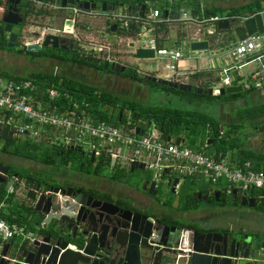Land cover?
Here are the masks:
<instances>
[{"label":"water","instance_id":"95a60500","mask_svg":"<svg viewBox=\"0 0 264 264\" xmlns=\"http://www.w3.org/2000/svg\"><path fill=\"white\" fill-rule=\"evenodd\" d=\"M19 0H7L10 3L2 16V21L6 23L5 31L11 30V25L22 21V16L13 3ZM41 1V0H39ZM12 4V5H11ZM87 6V5H85ZM130 9V8H129ZM102 10H106V5L102 3ZM139 16L144 15L145 4L136 2L134 5ZM216 17V14H212ZM218 29H231L234 31L239 40L245 39L247 35L264 31V15L257 12L253 15L246 14L238 18L229 20L228 18L216 19ZM111 32H116V21L111 23ZM55 36L47 35L46 40ZM15 35L12 33L8 39V47L13 46ZM46 43V42H45ZM134 46V43H130ZM37 49V45H28L24 49ZM189 48L192 51H200L208 49L207 40H193L189 42ZM137 59H154L155 52L153 48L140 44L134 50ZM108 61L105 63V68ZM124 65L118 62H112L111 70L114 72H123ZM143 78L156 82L161 85H167L183 92L194 91L198 94L206 92L213 94L212 89L204 90L201 87H192L191 84L156 76L150 73H144ZM234 80L237 75L233 74ZM240 86H227L220 90L221 94L235 93L240 91ZM156 128V123L148 125L146 129L150 132ZM2 138L6 139L11 136L10 124L5 123L2 126ZM141 129L136 128V133ZM181 138H177L179 143ZM74 148V147H72ZM82 151L80 147L75 148ZM94 151L90 152L91 161L94 160ZM111 165L114 166V158L111 159ZM136 169H144V164L133 162L129 166L130 172ZM8 167L0 162V184L7 185L9 181ZM16 180H21L15 177ZM179 182V178H174L173 185ZM155 180L144 178L141 181L143 191L147 189L148 194L156 193ZM20 187L22 200L16 196V202L24 210L35 212L42 216L44 224L42 231L38 230L39 237L34 241L26 244L24 252L21 255L20 264H137L140 252L143 256L150 260L159 257L160 260L174 251L177 253L176 261H184L185 264H257L259 258L254 257L256 239L244 237H228L226 233H200L187 232L174 234L160 231L151 222L145 220V215L140 212L124 210L126 216H120L116 213H109L111 221H107L106 217L95 219L93 209L100 206L104 213H108L103 209V205H112L106 201L94 198L92 195L83 193L81 189L74 190L73 187L60 188L57 186L42 185L36 180H21L17 184V190ZM237 191L233 190V195ZM18 194V193H17ZM238 194V193H237ZM238 201L243 206L254 207L255 198L245 193L237 196ZM101 216V213H99ZM97 222V229L95 226ZM108 223L109 225H106ZM166 230V229H165ZM188 236V237H185ZM187 240H184L185 238ZM174 247L177 250H171ZM7 246L0 247V264H8L5 259L8 253ZM264 239L261 240L258 254H264Z\"/></svg>","mask_w":264,"mask_h":264},{"label":"built area","instance_id":"2783aa9c","mask_svg":"<svg viewBox=\"0 0 264 264\" xmlns=\"http://www.w3.org/2000/svg\"><path fill=\"white\" fill-rule=\"evenodd\" d=\"M153 1L146 0L147 9L145 6L142 17L137 11L113 16L123 18V25L126 27L130 20L140 22L141 30L137 33L139 37L137 39L143 46L154 49L155 58L163 62L168 78L175 77L181 73L178 71V62L184 53L176 47L159 46L153 34H147V25L152 30V24L167 20L161 18L160 9L152 7ZM176 19L200 25L206 21L213 22L217 18L199 19L182 10ZM205 33L213 35L214 30L207 29ZM211 55L224 60L220 61L218 84L212 90L214 94H219L221 89L231 86L234 81L233 74H237L249 62H255L257 67L248 75L247 86L248 88L251 84L258 86L264 78V31L247 35L245 39L231 43L226 50H213ZM33 89L30 80L0 78V109L11 113L3 124H10L14 137L37 139L40 136L39 127L53 128L62 132L65 144L81 149L84 146L88 147L89 152L94 151L95 157L103 154L110 160L114 158V164L118 168L140 162L144 164V168L157 173L159 177L163 174L199 175L211 183H218L224 179L227 182L228 193L234 189L239 195L249 193L250 189L264 190V169H254L249 161L235 163L226 159L216 160L201 150L186 146L181 141L177 143L171 136L164 137L157 128L151 129L150 132L141 130L136 133L137 127L131 126L129 119L119 125L96 120L87 109L89 104L85 101H73L69 108L50 109L43 105L41 99L35 98ZM45 93L49 100H53L58 98L61 92L59 87L49 86ZM36 238L37 234L24 225L8 222L0 216L1 244L10 239L30 243ZM257 264H264V254L257 260Z\"/></svg>","mask_w":264,"mask_h":264},{"label":"flooded vegetation","instance_id":"af4514ba","mask_svg":"<svg viewBox=\"0 0 264 264\" xmlns=\"http://www.w3.org/2000/svg\"><path fill=\"white\" fill-rule=\"evenodd\" d=\"M103 2L106 5V9H110V11L118 7H124V5L114 6L111 4H107L105 1H101L100 5H98V2L94 0H19L16 4L13 3V5H11L17 8L19 14L22 16V21L16 24H12L11 30L9 32L5 31L6 23L2 21V16L6 10V7L10 5V3L7 2L6 5L2 7L3 12L0 16V41L5 44V47L0 45V51L5 52L4 50L7 49L8 52H6V54H8V56L6 57V55L3 56L1 54L0 61H3L8 57L10 58L7 60L8 62L5 61L3 63L5 64L7 62L9 63V66H2V64L1 68H3L4 71H9L19 76H24L28 73L41 71L46 73H55L59 75L60 78H65L67 81L85 83L91 86H98L101 89H104L105 87L110 89L108 85L114 87V84L109 79V76L112 74H116L118 76L125 75L124 72L127 68V65L121 64L125 66L123 72H114L113 70H111V64L112 62L117 61L108 58L101 59L99 56H96L92 51L85 52L83 42H80L81 33H85L87 35L94 33L96 35L97 31L99 33L103 31L105 34L113 33L115 35H118V30H120V28L124 26L123 18H116L113 16V14H110L106 16V18H104V24L101 26V28L99 30L96 29L95 24H93L91 20L97 15L98 11L96 12V10H102ZM37 4H39V6H37ZM126 9L128 12L129 8L126 7ZM127 12H125L123 9V12L121 10L119 14H131L130 12ZM41 15L46 21L45 23L53 25V28H51L53 31L51 30L50 32H43L42 37L39 36L40 32L35 30V28H39L40 25H35L32 23L33 21H35V18ZM80 16L84 17V19L86 20L85 23L83 22L82 18H80ZM51 18L53 19V21L49 22ZM68 20H70L71 22H67ZM113 20L116 21V32H111L110 25ZM43 26L44 24L41 25V27ZM12 33L15 35V41L13 43V46L8 47V39L10 37V34ZM47 35L55 36V39L49 37L46 40ZM26 36H31L32 40L24 41L23 38ZM28 45H37V49H24V47ZM130 54L134 55V52H131ZM81 59L85 60L87 63H82ZM107 61L108 66L107 68H105V63ZM100 65L101 67L99 69L98 66ZM135 74H137L136 71H134L133 74L131 72V74H129V77L132 78V76H134ZM110 92H112V89L110 90ZM4 121L5 120H3V122ZM2 126L3 123L0 120V144L2 145L3 150V146L7 139H2ZM16 138L17 137L14 136H12L11 138L10 136L8 139L13 140L15 142L14 139ZM44 143L47 145L46 142ZM35 161L40 162L38 160ZM43 164L54 168L53 175L51 176L52 178L59 175V173L62 172L61 168H64V166L60 163H56L53 165L47 163ZM4 165L6 166V164ZM7 167L9 169L8 177H11L12 173H10L9 165H7ZM29 169L31 171V173L29 174L36 175V181L42 183L43 181L41 178V171H34L30 167ZM167 175L168 177L165 179V186L166 188L168 187V189L166 190V194L164 192V194L167 196L163 198L167 197L169 198V200L157 199V196L160 193V187L162 186L159 185L156 180V193L154 195H151L154 197L152 198L153 200L140 198L137 199L133 197V195H131L130 193H126L128 200H121L120 198L114 200L112 199V196H110L109 193L104 192V189H102V187H100L101 190L97 189V191L100 193H96L94 191L92 194L86 192L85 188H83L84 190H82L81 187L79 188L73 185L57 187H73L74 190L81 189L83 193L90 194L96 199L112 203V205L101 206L103 209H106L108 211L107 214L103 212L105 210L100 209L99 205L95 206L93 211H95V213H98L95 215V219H101L106 217L107 221L110 222L111 219L109 213H116L120 216H126L127 214L124 212V210H131L133 212L137 211L145 215V220H149V222H151V219L149 218L151 217L153 219L154 226L158 228L160 234L164 233L165 231L173 232L174 234H178L180 232L189 233L195 231L200 233H226L230 238H254L256 239V244L260 245L261 239H258L256 236L250 235L249 233L237 235L228 231H222V229L219 230L220 227L216 225L207 226L206 228L203 226L204 222L207 223L206 218L209 219L213 214V212H210V208H214L213 206H211V204L225 205L227 200H233L234 202V199H236L239 194L235 193V195H233L232 191L228 196V199L226 195L223 194L222 189H219L216 185L193 184L187 189V184L181 185L176 183L175 185H173L174 176L170 174ZM149 177L150 180H154L153 177L150 175L146 176L145 178ZM43 180L46 181L45 178ZM46 184L50 186H56L54 183L51 184V182H46ZM148 189L149 188L147 186V189L145 190L146 194H148ZM246 194L248 195V197L251 196L249 193ZM104 195H107V199ZM171 195H174L172 199ZM183 196H185V199H183ZM174 199H176V203L178 205H180L181 203L184 204L186 200H189L192 204V207L194 208L190 210L176 211L175 208H173V203L175 201ZM154 200H156L157 204ZM237 200L238 199H236V202ZM202 201L205 202V205L207 207L204 210H200L198 208V203ZM152 205L155 206L153 207V210L155 211L149 210L151 209L150 206ZM161 205H164L166 207H161ZM158 206L161 207L163 211ZM99 213H101V216H99ZM192 213H194L193 216L196 215L194 219H190L189 217ZM28 219L30 220V222L33 223V225H35V227L37 226V229L40 230V232L42 231L41 225L44 224V219L42 216L37 215L35 212H32V210L29 209ZM106 225L109 224L106 223ZM92 227L94 228L93 230H96L98 227L97 222L95 223V226L92 225ZM36 234L39 237V234ZM184 240L187 239L185 238ZM10 241V247L5 259L8 260V264H20L22 260L21 255L24 252V248H26L27 242H21L19 240L17 244H14V239H10ZM170 249L177 250V248L174 247H171ZM138 256L139 257L137 260V264H185L184 261H176L177 253L174 251L169 252V254L163 257L161 260L159 257H157L155 260L154 258L147 260L143 256L142 252H140Z\"/></svg>","mask_w":264,"mask_h":264},{"label":"crops","instance_id":"0c3cea01","mask_svg":"<svg viewBox=\"0 0 264 264\" xmlns=\"http://www.w3.org/2000/svg\"><path fill=\"white\" fill-rule=\"evenodd\" d=\"M142 1L146 2V0H142ZM257 1H259V4H257ZM157 2L159 3V5H157ZM140 3H142V2H140ZM178 3L183 4L184 8L182 10H184V11L186 10L191 16L197 17L199 19H201V18L208 19L210 17L213 18L212 14H216L217 19L228 18L229 20H232V19L238 18L240 16H245L246 14L253 15L257 12L264 15V0H154L153 7L155 6L154 8H158V9L162 8V9H160L161 10L160 12L162 14L161 18H164L167 20L163 21L164 27H157L156 28V33H155V31L153 32V30H151L149 28V25H147L146 29L149 30V31L147 30V34H149V35L153 34V36L155 37L156 42L159 46L176 47V48L181 49L184 53V56L178 62V71H180L181 73L183 71H185V72H183L182 74L181 73L177 74L175 77H171V78H173V80H176V81L189 83L192 85V87H201L204 90L211 88L213 90L215 88V86L218 84V80H219V75H218L219 70L218 69L220 68V65H221L220 61H224V60H221V58L219 56H212L211 52L213 50H226V48L231 43L236 42L239 39L236 36V34L234 33V31L231 29H223V30L218 29L217 24H216V20L213 22L206 21L200 25H197V24L192 23V22H184V21H180V20L176 19V18H178V14L181 13L179 11L177 13L174 10V8L176 6L178 7ZM126 7L130 8L128 11L130 13L136 11V10H134V8H132V6L130 7V6H128V4H125L123 7L125 12H127ZM229 14H231V15H229ZM192 24H195L196 27H193ZM207 29L214 30V34L213 35H207L205 33V30H207ZM120 36H122V35H120ZM127 37H132V38L135 37L136 38V36H127ZM197 39L208 41V49H207L208 51H206V50H200V51L190 50L189 42H191L193 40H197ZM132 42H134L133 47L137 48L138 46H140V44L135 45V41H132ZM130 43H129V45H130ZM185 43H188V49L187 50H184L182 48V45H184ZM223 47H225V48L223 49ZM133 50H134V48H133ZM133 50H132V52H134ZM0 52H2V51H0ZM150 60H152V59H149V60L138 59L139 62H144V63H148V62H150ZM132 61H134V59L131 58V62ZM135 61H137V58ZM250 64H254V67L251 70H249V72H251L252 70H254L257 67V64L255 62H249L245 66H248ZM245 66H243V67H245ZM0 68H1V66H0ZM241 69L239 70V72L237 74L234 73L237 75V79L234 80L233 83L231 84V85H235V86H240L241 90L235 92V93H238V95L232 97L233 99H231L225 95L217 97L221 101L217 115L214 116V115H211L207 112L200 111L197 109L192 110L195 112L207 113L210 116L216 118L219 122L220 134H225L227 132H229V133L231 132L230 137L232 138L233 141L232 142L230 141V145H232V146L227 145L225 152L222 153L221 151L216 150L215 144H213L209 140H207V142L204 145L207 144V146L214 151L211 155H208L207 153L204 152V150H202L203 148H200V145H199V141L201 140L200 135H198L196 137V141L194 142L193 145L187 144V142L184 143L186 138H188V136L186 134L187 131H183L179 136H172V137L175 140L177 138H181L180 141L183 142L186 146H189V147L193 148L194 150H201L206 155L211 156V157L215 158L216 160L226 159L228 161L240 163L242 161V159L247 158L248 160H244V161H249L253 168L254 167L256 168V166H257V165H255V164H257L256 160H259V162H260L259 168L264 169V168H262L264 166V78L260 81L258 86H254L251 84V86L248 88L247 84L249 82L246 80L245 73L241 72ZM0 71H4L3 68H1ZM155 71H156L155 74L150 73V71H148L146 73H150V74H153L156 76L168 78L167 71H165L164 73H159L160 71L158 69ZM0 78H2V77H0ZM202 93H206V92L204 91ZM224 94H231V93H224ZM213 95H218V94L213 93ZM185 99L188 100L189 102H196L200 98H198V99L193 98L192 100H189L187 98H185ZM209 99H211V98H209ZM192 111H188V112H192ZM7 114L11 115L10 112H8L7 110H4V113L2 115H7ZM2 115H1L0 120L3 123L4 119H3ZM151 124L152 123H150L149 125H151ZM40 128L41 127H39V132H40L41 137L45 138V137H50L52 135L53 142H51V144L55 143V144H62L65 146H71V145H67L64 143L61 131H57V130H54L53 128H48V127H46V128L43 127V129H40ZM209 131L210 130H208V128H207L205 133H204L206 135V136L204 135V139L207 137V134ZM9 137L10 136H8L6 139H8ZM11 138H12V135H11ZM25 138H27V137H25ZM25 138L14 139L15 140L14 145L18 144L20 141H22ZM6 139H3V140H6ZM28 139H31L34 142L40 141V140H37L38 138L34 139V138L28 137ZM190 142H191V138H190ZM51 144H47V145H51ZM72 147L77 148L75 146H72ZM0 149H1V147H0ZM12 149L10 151H6V150L3 151L2 149L0 150L3 152V154L12 158V159H9L5 156V160H4L5 162L3 160L0 162L2 164H6V166L9 165L10 170L11 169H16V170L17 169L18 170L24 169V170H26V172H28V176L29 175L33 176V180H36V177H37L36 175L29 174V173H31V171L29 169L30 166L23 165L26 160L31 161V160H35V159L27 158V157L22 156V155L13 154ZM82 150L85 152L84 149H82ZM88 153L90 155V152H88ZM0 154H1V152H0ZM216 154H217V156H219L218 158L215 157ZM3 157H4V155H3ZM97 158L98 157H96V159ZM94 159H95V156H94ZM63 166L65 168L68 165H63ZM112 167L115 168V167H117V165L114 164V166H112ZM125 168H122V169L124 170ZM10 173H12V174H11V177H9V181L5 187V190L8 193H13L14 197H15V196H17V193H18V191H16L17 190V184L21 180H23L25 177L24 178L19 177L18 173L16 171H13V172L10 171ZM14 175H16V176H14ZM166 175L167 174H163L162 176H166ZM15 177H18L19 179L21 178V180L17 181ZM197 177H201V176H199V175H195V176H174V178H179L178 184H181L180 182L185 178H190L191 182H194L193 184H196L195 182H196ZM111 180H116V179L111 178ZM185 182L186 181L183 180L182 184L185 185ZM212 184H215V183H212ZM186 186H187V189H188V186L191 187V185L189 183ZM77 187H79V188L81 187V188H85V189H92L91 186H87V188L82 187V186H77ZM112 191H113L112 188H107L105 186L104 192L109 193V194L110 193L113 194ZM124 191H127V193H130L131 195H133V197H135L137 199L138 198H140V199H152V197H153V196L150 197L151 195L146 194L145 191H143L142 195H139V194H137L135 187L129 186V185H128V188H125ZM222 192L224 195H226V194L230 195V193H231V192L230 193L226 192V188L224 190H222ZM111 194H110V196H111ZM183 199H185V196H183ZM183 199H181V200H183ZM174 200L175 201L173 203L174 204L173 208H175L176 211H178V210H190V209L194 208V207H192V204L190 203L189 200H186L184 202V204L181 203L180 205H178L176 203V199H174ZM187 203H188L189 207H186ZM231 203H233L235 205H237V204L241 205L239 201H237V203H235V202H233V200H231ZM255 204H256V200H255ZM1 211H4L5 213H8L9 211H11L7 208V203L5 200H2L0 202V213H1ZM23 213H25V212H23ZM193 215H194V213H192L189 216L190 219L195 218L196 215L195 216H193ZM0 216L3 217L1 214H0ZM26 218H27V221L32 225V228H34V229L31 228L30 230L38 233L37 226L35 227V225H33V223L30 222V220L28 219V215L26 216ZM11 223H17V222H11ZM17 224H19V223H17ZM20 225H24L27 229H29V227H28L29 224H27V223H23ZM222 231H226V230L223 229ZM242 232H244V231H242ZM240 234H242V233H240ZM250 235H253V234L251 233ZM9 242L11 243L10 240L2 242V244L0 243V247L3 248L5 246H7V248H8L7 250H9V247H10ZM18 242H19V239H14L13 243L17 244ZM260 242H261V240H260Z\"/></svg>","mask_w":264,"mask_h":264},{"label":"trees","instance_id":"16d2710c","mask_svg":"<svg viewBox=\"0 0 264 264\" xmlns=\"http://www.w3.org/2000/svg\"><path fill=\"white\" fill-rule=\"evenodd\" d=\"M96 2L105 1L107 4H111L114 6L125 5L132 6L136 4L137 0H94ZM138 2H143L142 0H138ZM6 0H0V6L6 5ZM259 4V1H257ZM146 9H147V5ZM163 7V6H162ZM165 8V7H164ZM162 9V8H160ZM231 15V14H229ZM157 27H164L163 22H157L152 24V30L156 33ZM159 29V28H158ZM157 29V30H158ZM141 30L140 22L136 23L134 21H129L127 27H121L118 30L117 34L122 36H134ZM0 45L5 47L0 41ZM82 63H87L85 60L81 59ZM96 65V64H95ZM101 65L98 66L100 69ZM0 77L6 80H20V79H27L32 82L34 86L33 95L37 99H41L43 101V105L47 108H57L63 109L64 107L69 108L73 101L81 102L85 101L88 102L89 108H87L91 115L94 116L96 120H105L115 125H119L127 121L128 119L131 122V126L139 127L142 131H146L143 129L139 121H143L147 127L150 123L155 122L156 128L162 133L164 137L169 136H179L183 131H187L186 134L188 137L191 138L190 144H194L196 141V137L198 135L201 136V140L199 141V145H204L207 140L211 143L215 144L216 150L221 151L222 153L225 152L227 145H230V141L232 142L231 132H227L225 134H220L219 122L216 118L210 116L207 113L203 112H182L179 109H173L170 107L165 106H146L140 107L137 101L128 100L124 97H120L119 95L107 91L105 89H101L98 86H91L85 83L80 82H72L67 81L65 78H60L59 75L55 73H46V72H33L28 73L24 76L15 75L9 71H0ZM133 80L147 82L155 86H160L164 88L168 92H173L179 95H182L183 98H187L189 100L198 99L203 96L207 98H217L218 96H227L231 99L232 97L238 95V93H231V94H221L218 95H208L207 93L197 94L193 90L190 92H183L179 89H175L173 87H169L167 85H161L156 82H152L150 80L144 79L142 76L137 77L136 74L132 76ZM49 86H57L60 89V96L56 99L49 100L45 93V89ZM2 110V109H1ZM124 110H126L129 115H124ZM4 111V110H3ZM117 112V113H116ZM4 113V112H3ZM2 113V114H3ZM5 119L8 118L9 114L2 115ZM210 130L207 134V137L204 139V133L206 129ZM206 136V135H205ZM40 141H33L31 139L25 138L20 141L18 144L14 145V141L7 139L4 146L3 151H10L12 148V153L17 155H22L27 158L38 160L42 163L47 164H56L60 163L61 165H70L77 171H84L87 174H95L99 175L101 169L104 165H111V160L107 158L105 155H100L96 161H91V157L89 153L82 151H78L72 146H65L62 144H55L52 143L51 145L43 144ZM226 144V145H225ZM44 150V151H43ZM218 158L219 156H215ZM246 159H242L240 163H242ZM257 165L255 169L259 168V160H256ZM264 168V166L262 167ZM118 170L112 173L111 178L119 180L120 179V170L122 168H117ZM11 172L16 171L19 177L27 179V181L33 180V176H28V172L26 170H16L11 169ZM122 173V172H121ZM5 185L0 184V202L5 200L7 203V208L11 211L5 213L1 211V215L5 218L8 222H17L19 224L27 223L29 224V229L32 228V225L27 221L26 216L28 215L29 211L24 210L21 206L14 201V194L8 193L5 190ZM84 190L83 188H81ZM88 193H93L94 191L91 189H85ZM249 194L253 196L256 200L255 207L264 211V190L261 189H250ZM107 199V195H104ZM237 199V198H236ZM234 199V202H236ZM238 201V200H237ZM237 203V202H236ZM188 206V203L186 204ZM25 212V213H23ZM34 229V228H32Z\"/></svg>","mask_w":264,"mask_h":264},{"label":"rangeland","instance_id":"374dc122","mask_svg":"<svg viewBox=\"0 0 264 264\" xmlns=\"http://www.w3.org/2000/svg\"><path fill=\"white\" fill-rule=\"evenodd\" d=\"M98 5H100V2H98ZM157 5H159L158 2H157ZM37 6H39V4H37ZM183 8H184L183 4L178 3V7L176 6L174 10L178 13V11L181 12ZM122 9H123L122 7H118L111 11L110 9L96 10V12L98 11L97 15L95 16V18H92L91 21L93 24H95L96 29L99 30L101 26L104 24V20H105L104 18H106V16L110 14H113V15L119 14ZM2 12H3V9H0V16ZM80 18H82L83 22L85 23L86 20L84 19V17L80 16ZM52 21L53 19L51 18L49 22H52ZM45 22L46 21L43 19L42 15L35 18V21L32 22L35 25H40L39 28H35V30L40 32L39 33L40 37H42L43 32H47V31L50 32L52 30L51 28H53V25L45 23ZM67 22L70 23L71 21L68 20ZM43 24L44 26L41 27V25ZM192 25L193 27H196L195 24H192ZM109 34H105L103 31H101V33L97 31L96 35L94 33L89 34V35L85 33L80 34L81 36L80 42H83L85 52L92 51L96 56H99L101 59L108 58V59L117 61L120 64L127 65V68L124 72L125 75L118 76L116 74L111 73L112 75L109 76L110 77L109 79L114 84V87H111L110 85H108L110 89H108L107 87H105L104 89L108 91L112 89V93L118 94L121 97H124L125 99H128V100L137 101L140 107L165 106V107H170L173 109H179L182 112H188V111L197 109L200 111L207 112L214 116L217 115L219 105L221 103V101L218 98L209 99L206 96H203L196 102H189L188 100L183 98L182 95H179L173 92H168L160 86H155V85H152L144 81L138 82V81L133 80V78H130L129 74H131V72L133 74L134 71L137 72L136 74L137 77H141L144 73L148 71H150V73L155 74L156 73L155 70L157 69L160 71L159 73H164L166 70L163 68V62L160 61L159 58L152 59L148 63L139 62L138 59L137 61H135L136 60L135 55L130 54V52H132L133 48L135 50L136 47L130 46L128 44L132 41H135V45L141 44V42L137 39L138 34H136V38L115 35L113 33H109ZM23 40L30 41L32 40V38L31 36L30 37L26 36L23 38ZM182 48L184 50H187L188 43H185L184 45H182ZM224 48L225 47H223V49ZM4 51L5 52H0V55L1 54L3 56L6 55L7 57L8 56V54H6V52H8L7 49H5ZM9 58L10 57L6 58L3 61H0V66L5 61H7ZM131 58L134 59V61L131 62ZM7 62L3 64L2 66H9V63ZM253 67H254V64H250L241 69V72L245 73V77L247 81H248V75L250 74L249 70H251ZM3 112L4 111L0 109V119H1V115ZM124 115L128 116L129 113L126 110H124ZM139 124H141L143 129L148 128L147 125L142 120L139 121ZM18 125L21 126L20 123ZM40 129H43V127H41ZM37 140H42L41 142L43 144H45L44 142H46L47 144H51V142H53L52 135L50 137H45V138L40 136L38 137ZM186 142L187 144H190V137L186 138L184 143ZM0 147L2 149L1 144H0ZM200 148H203L202 150H204V152L207 153L208 155H211L214 152L211 148L207 146V144L200 145ZM83 149L85 150L86 153L89 152L88 147L84 146ZM0 152H1L0 161L2 160L4 161L5 156L9 159H12L11 157H8L7 155L3 154L2 151ZM96 162H97V159L94 163L96 164ZM23 165L30 166V168H32L34 171L35 170L41 171V175H42L41 178L43 181L42 185H46V182L47 183L51 182V184L54 183L56 186L73 185V186H82L86 188L87 186H91L92 188L91 190L95 191L96 193H100L97 191V189L101 190L100 187H102V189H105V186H106L107 188L113 189L112 191L113 194L111 193L110 194L112 196V199L114 200L117 198H120L121 200H128V197L126 196L127 191H124L125 188H128V185L135 187L137 194L142 195L143 190L141 188L142 187L141 181L146 176L150 175L154 179H156L159 185L162 186L160 187V191H159L160 193L157 196V199L169 200V198L167 197L163 198L167 196L165 194H166V190L168 189V187L166 188L165 186V179L168 177V175L159 177L157 173L150 171L146 168L136 169L133 172H130L129 167H126L124 170H120L121 175H120L119 180H111L112 173L118 170L117 167L113 168L111 165H104L99 175H95L93 173L87 174L84 171L79 172L75 170L73 167H71L70 165H68L65 168H61L62 174L59 173V175L55 176L54 178L51 177L53 175L54 168L48 165H45L41 162H36L35 160L33 161L26 160ZM44 178L46 179V181L43 180ZM183 180L186 181L185 185L189 183L192 186L194 183V182H191L190 178H185ZM183 180L180 182L181 184ZM195 183L198 185L199 184L201 185L202 184L204 185H215L216 184V186L222 190H224L227 186V182L224 179L220 180L218 183L212 184L210 181H208L205 178L197 177ZM19 191H21L20 188L18 190L17 196L20 198V200H22V195L20 194ZM228 196L229 195L226 194V197L229 199ZM173 197L174 195H171V199ZM14 199L16 200V196L14 197ZM154 201L157 204L156 200ZM198 205H199L198 208L200 210H204L205 208H207L205 205V202L203 201L199 202ZM211 206L214 207V208H210L212 210V211L210 210V212H213V214L211 215L209 219L206 218L207 223L204 222L203 224L205 228L207 226L216 225L220 227L219 230L224 229L230 233H233V234L242 233V235L249 232V234L252 233L254 236L258 237V239H261V240L264 239V211H261L255 207L243 206L239 204L235 205L231 203V201H228V200L226 201L225 205L211 204ZM150 207L151 209L149 210L155 211L153 210V207L155 206L152 205ZM161 207L165 208L166 206L161 205ZM161 207L159 208L163 211ZM168 207H171V206H168ZM259 246L260 245L256 244L255 251H254V257H257V258H260L258 254Z\"/></svg>","mask_w":264,"mask_h":264}]
</instances>
